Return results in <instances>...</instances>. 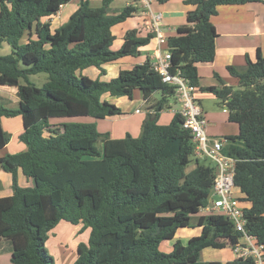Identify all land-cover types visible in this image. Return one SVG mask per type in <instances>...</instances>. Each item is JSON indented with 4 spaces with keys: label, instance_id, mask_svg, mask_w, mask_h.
Returning a JSON list of instances; mask_svg holds the SVG:
<instances>
[{
    "label": "trees",
    "instance_id": "obj_1",
    "mask_svg": "<svg viewBox=\"0 0 264 264\" xmlns=\"http://www.w3.org/2000/svg\"><path fill=\"white\" fill-rule=\"evenodd\" d=\"M68 1L0 0V47L6 42L11 49L0 55V86L15 87L19 99V107L10 108L0 97V150L9 140L1 117L21 116L19 139L27 146L0 158L2 170L11 174L12 194L0 197V241L8 244L11 264H55L45 242L60 222L81 224L88 232L86 242L77 244L72 264H254L251 258L223 263L200 257L204 248H231L241 232L222 215H197L207 203L216 167L196 157L194 167L186 171L194 142L179 113L167 124L157 122V113H148L138 137L126 134L118 139L99 132L94 122H50L123 115L101 99L106 93L131 99L138 89L147 100L158 92L160 109L174 98V86L162 82L148 62L121 70L108 81L77 75L89 66L104 74L103 64L137 55L155 33L141 36L137 29L127 30L121 46L111 49V28L138 10L128 4L109 15L112 0H101L96 8L80 0L68 20L51 32L49 22L41 18ZM184 2L195 8L187 12L186 24L166 38L169 71H179L200 91L220 100L228 121L237 124V134L224 137L222 152L236 159L234 189L240 202L250 204L244 205L245 231L264 245V57L258 53L243 67H227L237 88L225 85L216 73L220 86L201 87L198 73V64L211 62L215 55L217 34L210 18L217 7L264 0ZM37 73L47 74L42 87L28 79ZM18 169L32 180L31 186L18 184ZM197 226L199 235L185 243L176 239L169 253L159 249L179 228Z\"/></svg>",
    "mask_w": 264,
    "mask_h": 264
},
{
    "label": "crops",
    "instance_id": "obj_2",
    "mask_svg": "<svg viewBox=\"0 0 264 264\" xmlns=\"http://www.w3.org/2000/svg\"><path fill=\"white\" fill-rule=\"evenodd\" d=\"M79 2L80 0L68 1L61 5L55 14L43 17L41 21L49 22L50 31L53 32L68 20L71 14L77 9ZM132 2L137 6V12L111 28L112 34L114 35V40L111 45V49L113 50L121 46L124 34L127 30L137 29L141 36H145L148 32H154L151 28L152 15L157 13L161 14L158 26L160 34L165 38L175 35L176 28L186 24L187 12L195 8L194 5L185 3L184 0H168L166 2L146 0L148 3L147 6L140 0H112L108 5L107 14H117L125 5L132 4ZM90 5L93 7H100V0L90 1ZM210 21L214 25L217 34L215 37V55L211 62L198 64L199 86H220L219 81L215 77V73L220 76L225 85L235 86L237 85V79L229 75L227 67H243L247 59L255 61L258 53L264 57V4L261 2H251L239 5H220L217 7L216 14L211 16ZM32 33L33 30L30 34ZM28 35V32L25 33L21 38V42H24ZM31 37L33 38V35ZM165 49V44L157 48L156 39L153 37L148 44L139 48V53L137 55L126 56L117 61L103 64L102 68L105 70L104 74H101L100 70L94 66L78 70L76 73L77 75H85L91 79L108 81L116 77L121 70L130 69L144 62H148L151 65L158 60ZM196 88V99L207 121L205 129L206 134L216 133L213 127L218 128V124H216L213 114L201 107L202 95L199 96V93L204 94L207 92H202L198 87ZM106 94H103L101 99L116 105L124 112L123 115L110 116L102 120H97V123L99 122V132H107L110 138L118 139L124 137L126 134H130L131 136H134L136 133L139 134L144 119L143 116L148 113H157V122L160 124H167L178 110L171 104V100L176 102L175 98L169 99L160 109L157 105L160 97L159 99H154L151 95L145 100L142 97L141 91L138 89L133 91L131 99L126 96L118 97L109 94H107L109 96H106ZM0 97L2 100H5L4 104L6 107H10L9 105L14 106L11 108L19 107V99L16 95L15 87L7 85L0 86ZM136 110H138V112ZM223 112L227 111L223 109ZM9 118L11 117H1V126L5 133L9 135V140L0 150V158L5 154L25 151L27 148L26 144L19 139V134L23 130L21 116H13V120H9ZM91 119L93 120V118ZM65 120L66 119L56 121L63 122ZM220 132H222V134L233 135L230 131L225 129ZM17 182L23 187L33 184L32 180L26 178L20 169L17 170ZM11 194V174L3 171L0 165V197L9 196ZM249 205L248 203L246 206ZM60 223L48 232V236L53 235V231ZM80 225L81 224H78L77 226L80 227ZM184 229L187 228L184 227L183 230L179 228L175 236L180 231L182 232L181 238L185 241L192 236L199 235L198 231L200 232V227H193V231H186ZM181 238L180 240L183 242ZM48 239L49 237L45 242V247ZM78 240L77 238L74 243L75 250L79 243ZM165 241L168 243L167 240ZM171 249L172 243H170V251ZM8 251V244L4 241H0V264H11ZM215 251H224L226 253L222 254ZM49 252L52 254V248ZM200 257L203 261H220L223 263L236 258L229 247L223 249H214L211 247L204 248L200 253Z\"/></svg>",
    "mask_w": 264,
    "mask_h": 264
},
{
    "label": "built area",
    "instance_id": "obj_3",
    "mask_svg": "<svg viewBox=\"0 0 264 264\" xmlns=\"http://www.w3.org/2000/svg\"><path fill=\"white\" fill-rule=\"evenodd\" d=\"M146 6V0H140ZM161 14L152 15L151 28L155 32L157 48L165 44L166 38L160 34L158 26ZM170 52L165 49L158 60L151 64L154 72L158 73L161 81L174 86V98L179 104L182 126L188 129L194 142V156L207 158L216 167V174L207 203L199 208L203 214H219L230 221L234 229L241 232L238 242L231 247L236 258H251L254 264H264V245L245 231L244 206L238 197L233 195L234 172L236 159L222 152L224 138H213L206 134V119L197 105L195 92L197 88L188 79L179 74L171 73L169 68ZM226 110V109H224ZM138 112V110H136Z\"/></svg>",
    "mask_w": 264,
    "mask_h": 264
},
{
    "label": "rangeland",
    "instance_id": "obj_4",
    "mask_svg": "<svg viewBox=\"0 0 264 264\" xmlns=\"http://www.w3.org/2000/svg\"><path fill=\"white\" fill-rule=\"evenodd\" d=\"M90 1L92 2L93 0H88L89 6H91ZM101 4H102V1L100 0V5ZM132 4L135 5V3H133V2H132ZM91 7H93V6H91ZM93 8H96V7H93ZM26 40L24 42H26ZM24 42H21V43H24ZM10 51H11L10 46L6 42H3L1 44V47H0V55H7L10 53ZM28 79L36 87H42L44 85V83L47 81V74L46 73H37L34 75H30L28 77ZM20 82L24 83L22 80H20ZM233 87L237 88L238 84L233 86ZM202 92H206V91H202ZM159 94L160 93L155 92L152 94V97L154 99H159V97H160ZM201 95H202L201 107H203L209 113H212L214 116V120L216 121V124H218L217 125L218 128L213 127L214 130L216 131V133L215 132H213V134L208 133L207 135L209 137H213V138H224L227 134H222V132H220V131H224V129L227 131H230V133H232L233 135H236L238 132V126L236 123L228 121L227 112H223V109H226V108L220 103L221 101L218 100L216 97H214L212 94H210L208 92L204 93V94L199 93V96H201ZM106 96H109V95L106 94ZM196 103H197V105H199L198 101ZM171 104L173 107L179 109L178 108L179 104L177 102H173V100H171ZM9 106H10V108L14 107L11 105H9ZM19 117H20V115H19ZM146 117H147L146 115L143 116V118H144L143 120H145ZM65 118H68V117H65ZM54 119L62 120L59 118H50L49 120H50V122H55V121H53ZM9 120H13L12 117L9 118ZM66 120L83 121V122H87V123L94 122L97 130L99 131V128H98L99 122L97 123V120H94V119L92 120L90 117H86V116L69 117V119H66ZM206 125H207V123H206ZM139 135H140V133L139 134L136 133V134H134L133 137H138ZM97 146L99 148H101L100 142H97ZM195 158H196V156L193 157V159L191 160V162L187 166L186 171H189L190 169H192L194 167V159ZM199 161L204 163V164H207V165L212 164V162L207 158H199ZM233 195L235 197H238V198L241 196L240 193L237 190H235L234 188H233ZM241 204L243 206L248 205L247 202H243V201L241 202ZM201 214H203V212L198 211L197 215H201ZM186 228L187 229H184L186 231L187 230L188 231L194 230L193 227H186ZM181 229L183 230V228H181ZM195 230H198V229H195ZM198 234H200L199 231H198ZM181 236H182V232L179 231L173 239L167 240L169 245H168V243H166V241H163L159 245V249L165 253H169L170 252V243H173L176 239H180ZM48 237H49V239L46 243V250L49 252V250L52 248L53 252H52V254L49 252V254L53 257L55 264H71L74 261V259L76 258V250L74 247L75 240L78 238L79 243L80 242H86L87 237H88V232L86 231V229L82 230L81 225H80V227H78L77 225H71L67 222H61L60 225L58 227H56V229L53 231V235L48 236V234H47V238ZM182 240H183V243L186 242L184 239H182ZM215 252H220L222 254L226 253L224 251H215ZM8 253L10 254V251H8Z\"/></svg>",
    "mask_w": 264,
    "mask_h": 264
}]
</instances>
